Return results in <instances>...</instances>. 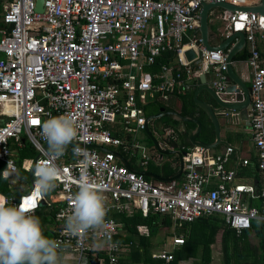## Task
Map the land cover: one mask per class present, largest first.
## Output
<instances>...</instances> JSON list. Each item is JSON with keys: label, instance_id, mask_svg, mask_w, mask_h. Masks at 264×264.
Wrapping results in <instances>:
<instances>
[{"label": "built area", "instance_id": "1", "mask_svg": "<svg viewBox=\"0 0 264 264\" xmlns=\"http://www.w3.org/2000/svg\"><path fill=\"white\" fill-rule=\"evenodd\" d=\"M201 1L246 6L259 0H42L40 12L35 11L36 0H10L0 16V116L5 117L0 122V174L9 178L10 190L15 182L10 176L18 170L15 146L27 142L39 153L19 166L31 172L28 190L5 198L10 205L31 202L37 209L43 200L53 206L52 220L62 225L53 229L50 239L59 250L74 253L75 264H83L88 251L102 252L105 264H121V246L113 240L117 222L107 214L124 206L139 209L143 216L167 214L178 222L216 213L236 234L251 227L252 213L264 215V185L254 192L251 184L234 181V170L224 166L229 146L207 164L202 146L184 150L180 181L147 180L118 163L110 148L119 146L129 155L139 152L140 164L147 162L145 147L121 135L144 128L142 105L148 97L166 99L175 90L189 88L193 60L211 67L213 85L222 91L226 52L207 50L200 42L196 31ZM225 28L226 33L244 32L250 43L249 126L257 168L264 175V66L253 45L254 33L264 37V15L234 11L227 14ZM187 49L193 50V60L184 58ZM167 51L174 53L182 72H171L166 64L157 72L145 70ZM61 115L75 120L78 139L73 143L88 153L87 159L74 156L72 144L64 156L49 159L42 124ZM45 160L61 169V175L56 188L41 196L34 190L31 169ZM81 179L101 189L105 226L72 237L63 229ZM253 199L258 203L251 204ZM90 240L94 244L89 245ZM182 242L181 237L172 238L173 244ZM151 256L164 262L172 258L162 249Z\"/></svg>", "mask_w": 264, "mask_h": 264}, {"label": "crops", "instance_id": "2", "mask_svg": "<svg viewBox=\"0 0 264 264\" xmlns=\"http://www.w3.org/2000/svg\"><path fill=\"white\" fill-rule=\"evenodd\" d=\"M10 0H0V16L2 12L4 11L5 7L9 3ZM215 17V18H214ZM226 18L227 13L225 11H222L221 9L212 8L208 13V43L211 45H217L223 38L224 34L226 33ZM218 21V22H216ZM2 26V23L0 22V27ZM215 28L218 29V31L221 32L220 37H216L215 35ZM198 37L199 33L196 31ZM244 35V45L243 47L238 50L233 56H232V63H233V70L234 73L241 77L242 80L245 82L246 86H250V70L247 65V56L248 51L250 47V43L245 38V33L242 32ZM234 42H231L227 46V50L233 45ZM253 45L255 49L258 51L259 58L261 64L264 66V37L261 36V32L254 33L253 36ZM172 52V51H171ZM226 52V51H225ZM173 53V52H172ZM244 54L242 57H240V54ZM173 60L169 62H162L160 58H156L155 61L145 66V70L150 72H157L158 66L160 64H166L171 68V72L175 71H183V67L179 66L175 62V55L173 53ZM192 67V77L188 80V84L190 85L188 89L183 90H175L172 93H170L166 99H161L157 94L153 95L152 97L147 98V102H145L142 105L143 112H145V109L147 105L154 104L156 102L161 103H167L171 98L184 94L192 92L191 97L193 100V93L194 91L199 88L202 83L200 81L199 75L201 73H204L206 71H211L213 75V70L211 67L201 61H199L197 64H193V61L191 62ZM213 77V76H212ZM226 77V75H225ZM209 85L216 91V88L213 85V78L211 79ZM262 96H264V92H262ZM196 97L200 100H206L207 93L205 90L200 89L196 95ZM194 113L192 115H183V116H195L199 119L200 115H204L202 110L198 108V106L194 103ZM162 108V107H161ZM160 109V108H159ZM159 109L156 113L159 112ZM164 109V108H163ZM165 110V109H164ZM165 111H173V110H165ZM175 112V111H173ZM154 113V114H156ZM177 113V112H176ZM179 114V113H178ZM153 115V114H151ZM181 115V114H179ZM249 115L250 110L248 113V124L245 126L238 125L236 130H234L231 133H228L224 130L223 126H220L219 130V142L210 147V148H204V163L207 164L211 162V160L214 158L216 154H219L226 150L227 146L230 148V152L228 153L227 161L225 162L224 166L227 169H233L234 170V181L242 184H251L253 187V191L257 192L260 187L264 185V175L261 171L257 168L256 163V149L254 147L252 136H251V130L249 126ZM145 118L150 115H145ZM159 119L161 118H168L170 121L174 122L175 129L173 127H170L169 125H165L162 128V134H159V140L154 136V134L151 132V130L148 128V121L146 122V126L148 131L150 132L151 136L157 141L158 146L162 150H178L180 153L183 154V151L193 146V144H190L188 141V138L186 136V130L188 128L194 127V124L191 122H181L174 120L169 117H157ZM156 119V118H154ZM187 124H190V126H187ZM170 129L172 130V133L169 135H166L164 129ZM212 129V126H211ZM142 132L146 138L149 140L150 146L152 150L157 153L158 158H160L161 155H165L160 153L148 135L145 133L144 128L141 130H138L135 133L131 134H122L121 137L126 140H134L136 141V135L137 133ZM183 138V141L185 143H181L179 140ZM202 138L206 139L203 140ZM197 140L203 141V142H212L214 140L213 130L211 132L207 131L203 135L202 132H200L197 137ZM139 144H141L139 141H136ZM24 143V142H23ZM22 143V144H23ZM142 145V144H141ZM48 147V144L46 145ZM143 146V145H142ZM16 149L18 148L15 146ZM145 147V145H144ZM33 150L34 148L31 147ZM113 149L114 153L119 154L128 164L130 169H133L137 172H149L154 175L160 176V177H171L175 175L178 171L179 163L178 158L174 154H170V160L172 161L173 165L171 166V170H173V174L167 175V173L161 175L157 174L154 171H151L145 167H147L149 164L152 165L153 161H157L156 157H154L151 152L148 151V148L145 147L146 152L148 153V159L145 164H140V154L139 152L134 153L133 155H129L125 153L121 147H110ZM35 151V150H34ZM36 152V151H35ZM35 156V155H34ZM32 158V157H30ZM34 158V157H33ZM28 159V158H24ZM117 159V158H116ZM246 159V164H241V160ZM23 160V159H22ZM16 162V165L18 167V170L16 173L12 174L18 177L20 180H26L24 179L23 175L19 173L20 170H22L19 166L22 162ZM118 163L120 161L117 159ZM121 164V163H120ZM137 164L138 166H136ZM142 167V168H140ZM4 168V165L2 162H0V171ZM205 166L200 168L203 170ZM25 172L24 170H22ZM27 174V180L28 181V172H25ZM182 171L180 174L175 178L178 181L182 179L181 176ZM245 173L246 175H244ZM11 175V176H12ZM146 179L149 180H156L153 177H147L144 176ZM1 179H5L6 183L8 184V188L10 189V183L7 178L2 177L0 174ZM29 182V181H28ZM256 182V185L254 184ZM8 189V190H9ZM11 191V194L13 196L18 195L19 193H16L15 191ZM10 194V192H7V194H0V196L7 197ZM251 204H257L258 202L253 199L250 201ZM54 211L53 206L42 204L37 209L34 210V214L40 218L41 226L44 231L49 230L48 238H51L53 229L56 226L62 225V223L57 222L54 224L52 220V213ZM137 211L141 214L140 210L133 207V206H124L123 211L121 212H112V213H118V214H126L129 215L130 213ZM150 214H157L161 216V218L165 219V222L162 221L158 225V228L156 230V234L149 237L147 241V246L145 249H143L141 246H139V256L143 255V252L147 254L151 259L159 260V264H264V226L257 227L255 221L251 223V227L248 230H243L241 233L236 234L231 228L227 227L221 216L213 213L209 215H202L197 218H194L191 221L187 222H178L177 220L173 219L171 216L167 214H158L155 212H149ZM141 216H143L141 214ZM117 222V228H116V234L119 233L122 234L124 232V229H122V223ZM135 231V235L133 236L132 244H135L138 242V239L144 238L148 236V229L145 224H136L133 228ZM126 231V230H125ZM115 234V235H116ZM114 235V236H115ZM113 236V237H114ZM174 237H181L183 239V242L181 244H173L172 238ZM168 239V241H167ZM114 240V239H113ZM142 240V239H141ZM99 241V240H98ZM97 241V244L99 243ZM100 243H102L100 241ZM94 244L93 241H89V245ZM121 250L119 252V258L124 260V264H140V263H133L130 262V259L134 257L133 254H135L133 251H131V243L127 242L126 244H120ZM147 249V250H146ZM164 250L167 253H169L172 258L169 262H164L162 259L152 257V253L158 251V250ZM145 250V251H144ZM62 260L64 259H75L76 256L74 253L65 251V250H59ZM93 254V253H92ZM97 257L93 255L91 258ZM98 258V264H105L104 255L101 254V257ZM88 258L85 256L84 263L88 264Z\"/></svg>", "mask_w": 264, "mask_h": 264}, {"label": "clouds", "instance_id": "3", "mask_svg": "<svg viewBox=\"0 0 264 264\" xmlns=\"http://www.w3.org/2000/svg\"><path fill=\"white\" fill-rule=\"evenodd\" d=\"M41 137L47 142L45 150L49 159L65 155L72 144L74 156L88 157L79 144L75 120L66 115L50 116L42 124ZM34 190L43 196L54 190L61 169L48 160L37 163L31 169ZM7 178V177H5ZM31 202L10 205L0 196V264H63L57 241L44 235L41 221L34 214ZM105 197L101 189L86 179L78 181V191L71 197V214L65 217L64 235L79 237L89 230L105 226ZM257 227L264 226V215L252 213Z\"/></svg>", "mask_w": 264, "mask_h": 264}, {"label": "water", "instance_id": "4", "mask_svg": "<svg viewBox=\"0 0 264 264\" xmlns=\"http://www.w3.org/2000/svg\"><path fill=\"white\" fill-rule=\"evenodd\" d=\"M198 10V27L197 31L199 33V38L201 44L207 50H219L221 52L226 51L225 56V69L224 73L226 78L222 81L223 89L222 91L216 92L210 85V81L213 78L211 71H206L199 75L202 85L197 88L193 93L194 103L202 110L204 115L208 118L210 125L212 126L214 140L212 142H203L197 140V135L202 132L201 121L195 116H183L179 115L173 111H165L163 108L159 109V112L145 118L144 131L156 147V149L165 155L174 154L178 158V171L175 175L171 177H160L149 172H139L143 176L153 177L156 180L167 181L176 178L182 169V153L178 150H162L157 141L151 136L147 129L146 122L149 119L157 117H169L181 122H191L194 127L188 128L186 130V136L190 144L199 145L203 148H210L219 142V130L220 126L224 127V130L228 133L236 130L237 126H245L248 124V113L250 110V98H249V87L246 86L245 82L241 77L237 76L233 70L232 56L240 50L244 45V35L240 31H232L225 33L222 40L217 45H211L208 43V13L213 8L221 9L227 14L234 11H246L253 12L257 14L264 15V0H259L256 4L251 5H233L224 1H201ZM42 10V0H36L35 11L40 12ZM215 18V17H214ZM216 37H220L221 32L217 28L214 30ZM234 42L233 45L227 50V46ZM194 52L192 49H187L184 51V58L187 61L194 59ZM198 59L193 60V64H197ZM203 89L207 93L206 100H200L196 97L198 91ZM46 144L44 145V147ZM97 149H103L100 146H95ZM39 155L37 152L34 156L36 158ZM115 157L120 161V163L130 169L126 161L117 153ZM28 181L31 183L32 177L31 172H28ZM256 185V182H254ZM44 204V201H40L39 205ZM88 264H98V258L93 257L88 260Z\"/></svg>", "mask_w": 264, "mask_h": 264}, {"label": "trees", "instance_id": "5", "mask_svg": "<svg viewBox=\"0 0 264 264\" xmlns=\"http://www.w3.org/2000/svg\"><path fill=\"white\" fill-rule=\"evenodd\" d=\"M243 55L244 54L241 53L239 56L242 57ZM159 58L164 63L172 61L173 53L171 51L163 52L159 56ZM191 94L192 92L177 95L171 98L167 103L156 102L154 104L147 105L144 113L146 116L151 115V114L156 113L158 109L162 107L165 110H173L181 115H186V114L192 115L194 113L195 107L193 104ZM161 119L170 121V119L168 118H161ZM3 120H5V117L0 116V122H2ZM199 120L201 121V124H202L203 135L207 133V131L211 132L212 129H211V125L209 123L208 118L202 114L200 115ZM187 126H190V124H187ZM202 139L206 140L204 138ZM16 153H17L16 162H20L24 158L34 157V155L36 154V152L31 148V146H29L27 142H24L23 144H21V146H19L16 149ZM19 173L23 175L24 179L27 180V174L25 172L20 170ZM171 174H173V170L167 173V175H171ZM243 174L246 175L245 173ZM8 189H9L8 184L6 183L5 179L0 178V194H7V192L11 193L10 189L9 190ZM107 215L112 217L115 221L122 223V229H124V232L122 234L120 233L118 235L116 234L113 237V239L114 241L120 244H126L127 242L131 243L130 245L132 248L131 251H133L135 254H133L134 257L130 259V262L140 263V264H159L160 263L159 260L157 261L156 259H151L147 254H145L146 252L145 253L143 252V255L139 256L138 250H139V246L145 249V247L147 246V241L149 237L156 234V230L158 228V225L162 221V219L165 222L164 218H161V216L157 214H150V213H148L146 216H141V214L137 211H134L130 213L129 215H126L124 213L115 214L112 212H109ZM136 224H145L148 229V236L141 238L142 240L138 239L137 243L132 244L133 242L132 238L136 234L133 228ZM92 253H93L92 251H88L87 257L91 258L93 255L97 257H101V254H102V252H96L93 254ZM119 260L121 264H124L123 259L119 258Z\"/></svg>", "mask_w": 264, "mask_h": 264}, {"label": "rangeland", "instance_id": "6", "mask_svg": "<svg viewBox=\"0 0 264 264\" xmlns=\"http://www.w3.org/2000/svg\"><path fill=\"white\" fill-rule=\"evenodd\" d=\"M218 22V21H216ZM165 125H169L170 127H173L174 129L176 128L174 122L172 121H168V120H162V119H159V118H156V119H149L148 121V128L151 130V132L154 134V136L159 140V134H162V127L165 126ZM136 141H139L143 146L145 145V147L148 148V151H152L151 154L156 157L157 161H153L152 162V165L149 164L147 167V169L151 170V171H154L155 173L157 174H165L167 173L168 171L171 170V166L173 165L172 161L170 160V156L168 155H161L160 158H158V154L155 153L154 150H152L151 146H150V143H149V140L146 138V136L142 133V132H139L137 133L136 135ZM181 143H185L184 141L182 140H179ZM29 161L31 162V160L33 159L32 158H28ZM136 166H138L137 164H135ZM142 168V167H140ZM10 178H12V180H14L15 182L11 183V190L12 191H15L16 193H19L20 191H27L29 186H30V183L26 180H20L18 177H16L15 175H12L10 176ZM9 179V178H8ZM149 180V179H147ZM17 196V194H16ZM44 235L47 237L48 234H49V230L47 229V231H44ZM168 241V239H167ZM121 258V257H120ZM63 264H75V259H64L62 260Z\"/></svg>", "mask_w": 264, "mask_h": 264}, {"label": "snow or ice", "instance_id": "7", "mask_svg": "<svg viewBox=\"0 0 264 264\" xmlns=\"http://www.w3.org/2000/svg\"><path fill=\"white\" fill-rule=\"evenodd\" d=\"M33 123H36V121H33Z\"/></svg>", "mask_w": 264, "mask_h": 264}, {"label": "flooded vegetation", "instance_id": "8", "mask_svg": "<svg viewBox=\"0 0 264 264\" xmlns=\"http://www.w3.org/2000/svg\"><path fill=\"white\" fill-rule=\"evenodd\" d=\"M181 140L183 141V138H181Z\"/></svg>", "mask_w": 264, "mask_h": 264}]
</instances>
